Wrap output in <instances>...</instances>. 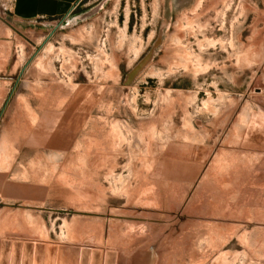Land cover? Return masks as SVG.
Here are the masks:
<instances>
[{"label": "rangeland", "instance_id": "1", "mask_svg": "<svg viewBox=\"0 0 264 264\" xmlns=\"http://www.w3.org/2000/svg\"><path fill=\"white\" fill-rule=\"evenodd\" d=\"M49 262L264 264V0L0 6V264Z\"/></svg>", "mask_w": 264, "mask_h": 264}, {"label": "crops", "instance_id": "2", "mask_svg": "<svg viewBox=\"0 0 264 264\" xmlns=\"http://www.w3.org/2000/svg\"><path fill=\"white\" fill-rule=\"evenodd\" d=\"M79 0H0L1 8L10 14V18L21 24H29L42 20H53L65 17ZM19 241L26 239L24 235H16ZM50 250H55L54 248ZM54 254V251H53ZM53 264V262H49ZM55 264V263H54ZM83 264H88L87 262ZM112 264V263H108Z\"/></svg>", "mask_w": 264, "mask_h": 264}, {"label": "water", "instance_id": "3", "mask_svg": "<svg viewBox=\"0 0 264 264\" xmlns=\"http://www.w3.org/2000/svg\"><path fill=\"white\" fill-rule=\"evenodd\" d=\"M112 254H113L112 256L114 257V252ZM110 263L114 264V262H110Z\"/></svg>", "mask_w": 264, "mask_h": 264}, {"label": "bare ground", "instance_id": "4", "mask_svg": "<svg viewBox=\"0 0 264 264\" xmlns=\"http://www.w3.org/2000/svg\"><path fill=\"white\" fill-rule=\"evenodd\" d=\"M21 110V109H20ZM26 126V125H25ZM39 142V141H38ZM217 178V177H216ZM231 180V179H230ZM263 184V183H262Z\"/></svg>", "mask_w": 264, "mask_h": 264}]
</instances>
